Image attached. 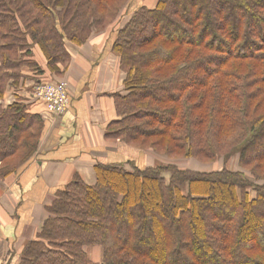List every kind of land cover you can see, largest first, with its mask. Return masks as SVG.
Here are the masks:
<instances>
[{
    "label": "trees",
    "instance_id": "obj_1",
    "mask_svg": "<svg viewBox=\"0 0 264 264\" xmlns=\"http://www.w3.org/2000/svg\"><path fill=\"white\" fill-rule=\"evenodd\" d=\"M129 2L0 0V99L25 70L45 73L35 51L65 73L69 45ZM113 50L126 77L108 141L207 164L239 154L251 178L99 163L95 185L76 176L57 191L18 264H264V0H157L131 13ZM27 112L0 106L2 179L38 148L44 121Z\"/></svg>",
    "mask_w": 264,
    "mask_h": 264
},
{
    "label": "crops",
    "instance_id": "obj_2",
    "mask_svg": "<svg viewBox=\"0 0 264 264\" xmlns=\"http://www.w3.org/2000/svg\"><path fill=\"white\" fill-rule=\"evenodd\" d=\"M131 2L127 13L122 12L108 28L94 32L85 44L69 45L71 61L62 77L70 84L71 105L65 115L48 114L34 95L36 81H57L38 51L35 58L45 73L36 78L25 70L27 79L16 88H8L0 99V106L7 108L20 97L27 113L39 115L44 121L33 156L12 175L0 178V264L19 263L23 248L37 237L49 217L47 209L57 191L76 176L92 186L97 181L95 167L99 163L134 161L141 168L146 167L149 150L106 138L108 126L117 119L113 96L125 94L126 75L113 45L131 13L145 5L144 0ZM89 252L97 261L101 259L99 249L90 248Z\"/></svg>",
    "mask_w": 264,
    "mask_h": 264
},
{
    "label": "rangeland",
    "instance_id": "obj_3",
    "mask_svg": "<svg viewBox=\"0 0 264 264\" xmlns=\"http://www.w3.org/2000/svg\"><path fill=\"white\" fill-rule=\"evenodd\" d=\"M144 2H145V5L143 4V6H147V7L153 8L154 7V4H156L157 0H144ZM131 4H132V2L130 0L129 5H131ZM126 9L123 11L124 14L128 12V11L126 12ZM52 74L56 75L54 77V79H57V82L63 81V82H65L67 84V87H68V97L70 98V103H71L70 84H69V82L66 79H64L62 77L64 73L63 74H60V75L59 74H55V73H52ZM16 101H19L20 102L21 101L20 97L17 98ZM21 103H23V102L21 101ZM70 105L71 104H69V106L67 108V111L70 108ZM63 115H65V113L62 114V115H53V116L54 117H57V116H63ZM147 153L148 154H151V155H148L149 156L148 157V161H147L146 165L144 164L146 166L145 168H147V167H156V166H159V165H164L165 166V165H169V164H175V165L179 166L182 169L194 170V171H200V172H211V171H215V170H221V169L227 167V168H229L230 170H233V171H240L243 174H245L247 177L251 178L250 177V173L247 172V171H245V170H243L240 167V164H239V154L233 155L228 161H225L224 159H218L214 163L207 164V163H202L199 160H196L194 158H189V159H173L172 160V159L167 158L165 156L158 155L155 152L150 151V150ZM153 157H155V160L153 159ZM128 163L129 162H127L126 164H124V166L126 168H131L128 165ZM136 166L137 167H140L139 164L136 165ZM166 177L168 178L169 176L166 175ZM92 259L94 261H96L94 255L92 256ZM98 261L100 262V259Z\"/></svg>",
    "mask_w": 264,
    "mask_h": 264
},
{
    "label": "built area",
    "instance_id": "obj_4",
    "mask_svg": "<svg viewBox=\"0 0 264 264\" xmlns=\"http://www.w3.org/2000/svg\"><path fill=\"white\" fill-rule=\"evenodd\" d=\"M35 97L40 100L50 115H62L70 104L68 87L63 81H39L33 87Z\"/></svg>",
    "mask_w": 264,
    "mask_h": 264
}]
</instances>
